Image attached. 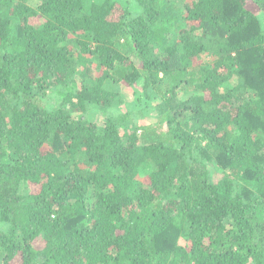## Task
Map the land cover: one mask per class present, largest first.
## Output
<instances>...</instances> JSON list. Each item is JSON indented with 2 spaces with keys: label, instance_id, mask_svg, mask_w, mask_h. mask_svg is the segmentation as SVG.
<instances>
[{
  "label": "trees",
  "instance_id": "1",
  "mask_svg": "<svg viewBox=\"0 0 264 264\" xmlns=\"http://www.w3.org/2000/svg\"><path fill=\"white\" fill-rule=\"evenodd\" d=\"M176 1L0 0V264H264V0Z\"/></svg>",
  "mask_w": 264,
  "mask_h": 264
},
{
  "label": "rangeland",
  "instance_id": "2",
  "mask_svg": "<svg viewBox=\"0 0 264 264\" xmlns=\"http://www.w3.org/2000/svg\"><path fill=\"white\" fill-rule=\"evenodd\" d=\"M193 0H177V4L179 5V7L185 8L186 6H189L192 3ZM31 4H34V2H31ZM258 15H262V21L264 23V12H258ZM127 51V50H125ZM128 53V51H127ZM126 53V54H127ZM141 86H138L136 88L133 89H126L123 86H115L112 88L113 91H117L125 100V104L121 107V110H123L124 112H127V110H132L133 112V117H132V121L131 123L133 124V126H140L142 123L148 122V123H152V119H150V116H148L146 110H138L135 107V103L137 98L142 94L141 91ZM136 91V93H134ZM52 105H55L54 102L51 103ZM155 104V102L153 103ZM151 105V103H150ZM89 118L92 120H101V114H98V116L95 113H91L89 115ZM150 172L149 168H143V170L141 171L138 180L139 181H144L146 175H148V173ZM217 176V174H216ZM24 191H26L25 188H23Z\"/></svg>",
  "mask_w": 264,
  "mask_h": 264
}]
</instances>
